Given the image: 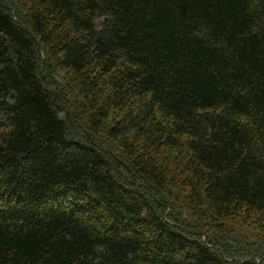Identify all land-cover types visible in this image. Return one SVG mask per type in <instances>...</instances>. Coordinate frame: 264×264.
Listing matches in <instances>:
<instances>
[{"label":"trees","instance_id":"16d2710c","mask_svg":"<svg viewBox=\"0 0 264 264\" xmlns=\"http://www.w3.org/2000/svg\"><path fill=\"white\" fill-rule=\"evenodd\" d=\"M262 212L264 0H0V264H264Z\"/></svg>","mask_w":264,"mask_h":264},{"label":"rangeland","instance_id":"374dc122","mask_svg":"<svg viewBox=\"0 0 264 264\" xmlns=\"http://www.w3.org/2000/svg\"><path fill=\"white\" fill-rule=\"evenodd\" d=\"M188 221H190V218H188ZM235 230V233L242 237L252 251L264 249V212L250 213L249 218L244 223L238 220Z\"/></svg>","mask_w":264,"mask_h":264}]
</instances>
